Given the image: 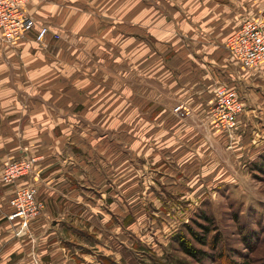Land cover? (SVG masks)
Instances as JSON below:
<instances>
[{
	"label": "rangeland",
	"instance_id": "obj_1",
	"mask_svg": "<svg viewBox=\"0 0 264 264\" xmlns=\"http://www.w3.org/2000/svg\"><path fill=\"white\" fill-rule=\"evenodd\" d=\"M260 13L251 19L264 21ZM29 15L58 34L48 43L66 39ZM241 19L215 49L202 46L205 36L173 28V49L153 64L143 62L146 53L163 49L141 33L139 66L112 28L108 39L91 37L104 38L103 49L86 41L79 55L63 48L64 63L44 45L0 40V251L11 264L264 263V177L251 170L264 155V64L246 71L230 53ZM220 90L243 98L228 126L213 116ZM178 105L190 113H176ZM11 160L28 161L29 173L6 181ZM25 189L43 207L34 218H14L13 198ZM201 212L212 223L205 246L192 242L208 253L197 260L172 237L189 238L182 225L200 234L191 220ZM28 245L29 254H18ZM41 246L50 251L35 250Z\"/></svg>",
	"mask_w": 264,
	"mask_h": 264
},
{
	"label": "crops",
	"instance_id": "obj_2",
	"mask_svg": "<svg viewBox=\"0 0 264 264\" xmlns=\"http://www.w3.org/2000/svg\"><path fill=\"white\" fill-rule=\"evenodd\" d=\"M162 1L167 3V8L156 5L151 0H147V2H141V0H31L27 5V12H30L31 15L34 12L39 19L46 21L47 25L62 30L66 39H59L62 41L57 43L54 41L48 43L50 38L47 37L41 43L26 40L16 41L14 44L17 48L29 46L30 49V46L34 47L33 44H36L44 45L43 50L58 49L55 53L51 50V53L48 52L46 56L58 58L59 62L62 63L67 60L63 48L73 50L74 55H79L78 50H81V48L77 47L78 43H85L86 41V43H91V48L103 49L108 44L103 45L104 38L98 43L91 40V37L98 34L99 36L105 35L108 39V28H112L111 34L115 35L117 45L121 47L119 50L123 55H126L124 54L126 50L128 54L130 53L131 58L134 57L135 53L136 60L134 61L139 66V51L141 45H144L141 43V33L153 35L157 39L156 43L163 49L162 52H157L150 47L152 50L146 53L147 61L145 59L143 62L153 64L156 56L165 57L164 49H173L174 46L170 44L172 41L171 35L175 32L173 28H179L185 36L189 34H192V36L193 34L196 36L201 35L200 37L205 36L202 37L205 40L202 46L215 49L221 43H225L227 36L225 34L234 27L237 20L239 22L241 17L243 20L251 19V17L257 16L254 11L260 10V16L264 18V0H254L256 2H253V0H239L238 3L237 0ZM141 18L146 19L141 20ZM141 21L146 23L147 28L141 30ZM242 21H240L239 26ZM235 31L236 29L232 33ZM94 32L97 33L93 34ZM206 35L208 36L206 37ZM144 39L146 41L143 42H149V36H144ZM36 53L40 55L38 52ZM64 65L70 68L71 63H65ZM23 126L24 121H21L19 128L21 129ZM29 248L30 245H28V248H23V250L19 247L16 250L20 255L23 254L22 251L29 254ZM35 250L42 254L50 251L45 249L44 246ZM0 254V257L9 256L10 259L9 252L0 251ZM10 262L11 259L2 261L0 264H11ZM21 263L25 264L23 260L12 264ZM39 264L44 263L40 261Z\"/></svg>",
	"mask_w": 264,
	"mask_h": 264
},
{
	"label": "built area",
	"instance_id": "obj_3",
	"mask_svg": "<svg viewBox=\"0 0 264 264\" xmlns=\"http://www.w3.org/2000/svg\"><path fill=\"white\" fill-rule=\"evenodd\" d=\"M31 0H0V40L12 42L27 39L44 42L50 38L58 39L57 33H51L48 26L37 24L25 7ZM227 46L236 58L239 66L250 71L264 64V21L245 19L228 38ZM243 111V98L235 90H220L213 116L220 124L228 126ZM181 116L188 115L189 109L182 105L175 108ZM30 171V164L24 160H11L5 164L6 181L25 176ZM43 207L34 190L25 189L18 193L12 201L14 218L31 219L36 217Z\"/></svg>",
	"mask_w": 264,
	"mask_h": 264
},
{
	"label": "trees",
	"instance_id": "obj_4",
	"mask_svg": "<svg viewBox=\"0 0 264 264\" xmlns=\"http://www.w3.org/2000/svg\"><path fill=\"white\" fill-rule=\"evenodd\" d=\"M258 159H259L260 165L256 166L255 169L251 168V170L258 171L264 177V155L263 154L259 155ZM209 222L212 223V221L210 220L207 214H205L204 212L197 214V220L193 219L191 220V223H193L197 227L200 234L192 230L189 227V225H182V229L185 228L187 233H189V236H188L189 238H186V236H184L183 233L178 232L172 237V241L176 243V247L179 250L189 255L190 257L197 259V260L204 259L203 256L207 255L208 253H205V251L201 250L200 248H197L192 242H195L202 246L206 245L207 234L211 231V228H209L207 224ZM231 264H234V263L231 262ZM239 264H242V263H239Z\"/></svg>",
	"mask_w": 264,
	"mask_h": 264
}]
</instances>
